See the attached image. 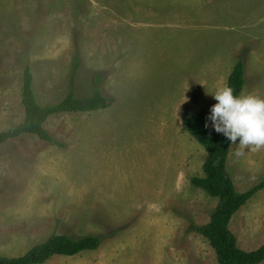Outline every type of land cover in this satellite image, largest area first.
I'll return each mask as SVG.
<instances>
[{
	"label": "rangeland",
	"instance_id": "rangeland-1",
	"mask_svg": "<svg viewBox=\"0 0 264 264\" xmlns=\"http://www.w3.org/2000/svg\"><path fill=\"white\" fill-rule=\"evenodd\" d=\"M240 58L241 94L264 98V0H0V133L24 121L26 69L41 106L91 97L96 83L115 101L50 117L58 145L24 135L0 146V257L53 235L103 236L45 264H218L192 229L218 200L191 183L207 153L182 116L208 117ZM227 172L249 191L264 180V148L232 144ZM229 230L243 251L264 244V190Z\"/></svg>",
	"mask_w": 264,
	"mask_h": 264
},
{
	"label": "trees",
	"instance_id": "trees-1",
	"mask_svg": "<svg viewBox=\"0 0 264 264\" xmlns=\"http://www.w3.org/2000/svg\"><path fill=\"white\" fill-rule=\"evenodd\" d=\"M23 76L21 103L25 118L16 128L0 133V146L24 135L37 137L51 145H58L44 127L50 117L61 114H90L107 110L115 102L103 96L96 83V90L91 97L77 98L72 91L56 105L41 106L33 91L30 70L26 69ZM245 83V69L240 58L228 77L227 87L232 88L234 94L241 95ZM182 125L207 153V159L202 166L204 176L194 177L191 183L209 197L218 200L209 223L194 226L192 229L208 241L216 254L218 264L263 263L264 244L252 252L241 250L237 245L236 237L229 230V225L232 217L257 193L264 190V180L247 192L240 193L236 190L227 172L231 142L209 125L206 111L202 110L197 115L185 113L182 116ZM103 238V236H87L77 240L67 235H53L21 257H0V264H45L55 256L75 257L86 251L97 250Z\"/></svg>",
	"mask_w": 264,
	"mask_h": 264
},
{
	"label": "clouds",
	"instance_id": "clouds-1",
	"mask_svg": "<svg viewBox=\"0 0 264 264\" xmlns=\"http://www.w3.org/2000/svg\"><path fill=\"white\" fill-rule=\"evenodd\" d=\"M211 95L217 101L207 117L212 128L223 134L231 145L237 144L246 150L264 148V98L253 94L236 95L227 86ZM235 155L242 156L244 151L237 150Z\"/></svg>",
	"mask_w": 264,
	"mask_h": 264
},
{
	"label": "crops",
	"instance_id": "crops-1",
	"mask_svg": "<svg viewBox=\"0 0 264 264\" xmlns=\"http://www.w3.org/2000/svg\"><path fill=\"white\" fill-rule=\"evenodd\" d=\"M68 236V235H67ZM76 257V256H75ZM53 258V257H52ZM114 258V257H113ZM111 260L113 261V259L111 258ZM111 264H115L114 262H112Z\"/></svg>",
	"mask_w": 264,
	"mask_h": 264
}]
</instances>
